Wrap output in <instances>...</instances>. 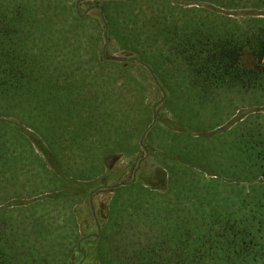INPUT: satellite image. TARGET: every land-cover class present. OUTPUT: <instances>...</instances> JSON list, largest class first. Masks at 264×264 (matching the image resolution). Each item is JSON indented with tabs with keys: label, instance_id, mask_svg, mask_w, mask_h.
<instances>
[{
	"label": "trees",
	"instance_id": "trees-1",
	"mask_svg": "<svg viewBox=\"0 0 264 264\" xmlns=\"http://www.w3.org/2000/svg\"><path fill=\"white\" fill-rule=\"evenodd\" d=\"M76 1L0 0V174L10 170L25 144L27 150L35 144L41 167L75 184L0 208L36 204L43 209L39 219L48 223L55 216L46 198L74 194L60 217L74 213L78 224L74 245H36L12 217L0 214V264H264L260 112L194 133L193 147L202 151L197 165L191 155L166 165L156 155L164 147L145 144L149 154L135 180L103 186L111 181L110 156L138 150L132 173L144 154L129 139L151 121L139 67L143 63L153 72L165 59L162 51L145 56L151 45L160 42L179 56L203 88L264 87V0H91L98 17L80 13ZM111 37L123 52L119 57L107 53ZM32 110L54 124L60 141L99 153L104 170L81 181L63 173L41 134L17 119ZM159 122L174 126L172 117L156 109L146 134L155 124L161 127ZM74 132L83 136L72 138ZM166 155L175 159L174 153ZM96 180L97 187L91 184ZM101 191L109 195L98 207ZM96 222L98 236L90 234Z\"/></svg>",
	"mask_w": 264,
	"mask_h": 264
},
{
	"label": "rangeland",
	"instance_id": "rangeland-1",
	"mask_svg": "<svg viewBox=\"0 0 264 264\" xmlns=\"http://www.w3.org/2000/svg\"><path fill=\"white\" fill-rule=\"evenodd\" d=\"M75 9L82 14H89L93 17H98L99 14H101L100 10H97V6L91 3V0L76 1ZM237 10L242 9L239 8ZM104 32H106L105 25L103 28V35ZM102 43L105 44L104 38ZM147 51H151L149 54H144L148 56L149 59H152V57L154 58L153 54L157 51H162L161 53L163 55L160 54L165 59L158 62L157 68H155L153 72L151 70L149 71L148 65L140 63L142 66L139 67V73L143 78V83L147 86L145 93L146 101L150 104L151 110L153 105L156 104V109L158 111L164 114L166 113L169 115V118L172 117L174 126L171 127L166 123L162 125L159 122L161 127L157 124L153 125L148 134H146L145 127L141 132V135L144 133L142 144H147L149 146L156 143L164 147L163 152L165 154H159L157 152L156 155L160 161L166 165L173 166L179 164L176 157L179 158V160H183L189 155H191L189 157L190 162L196 165L200 163V160L197 159L196 156L200 155L202 151H200L201 149L198 151L193 147L195 143V141H193L195 140L194 133L200 132L201 134V132L209 130L210 127L218 122H222L220 125V127H222L230 122L232 123L237 116H244L247 113L260 112L264 115V87L241 88L239 86L226 85L206 89L200 86L194 77H191L187 68L181 64L183 62L180 57H174L172 54H168L165 47L161 45L160 42L151 45ZM107 53L110 56L116 57H119V55L123 53L118 46L117 39L111 37V44L107 48ZM262 62L264 64V58ZM156 77H158L161 86L156 85L157 82L155 83L156 80H154ZM164 90L166 92V97L160 100ZM137 116L139 120L141 114L137 113ZM14 119H18L28 131H36L41 134L43 140L49 144L50 150L55 156V163L67 176L73 179L77 178V180L81 181L83 180L82 177L92 174L91 180H93L95 179L93 178L95 173L100 172L102 169L104 170V163L101 162L102 160L99 157V153L90 150L86 153L81 150L77 151L76 148L81 144L75 141H66L65 143L60 141L59 131L54 124H51L47 118H38L36 111L32 110L30 114L25 112V114H22V118L18 115L17 119ZM150 120V123L153 124L155 121H153V113ZM79 133L80 132H74L71 134L72 138L75 136L78 139ZM80 136H83V134ZM199 141L202 142V140ZM71 145L74 146L73 148H75V150H71ZM31 147L33 150H27L28 144H25L21 149L22 153H19V157H16V160L14 159L10 170L6 168L5 171L0 174L1 206L11 203L14 200L16 201V199L24 198L25 196H32V194L44 193L45 191L50 194L54 192L53 190H56L55 188L65 186V188L71 189L75 187L74 182L66 180L64 176H56L53 172L49 174L47 169H45L46 165L42 168L36 156L39 150L35 147V144H31ZM63 147L70 148L63 149ZM61 150L64 152L63 155L61 154ZM166 151H168V153H174L175 159L166 155L168 154ZM40 155L42 156V154ZM191 157H195L196 159L193 160ZM41 158L44 160L43 157ZM45 160L47 159L45 158ZM151 161V159H148L147 167L151 166ZM49 165L50 163L48 162L47 167L51 169ZM109 172L112 176L110 179L111 181L108 186H106L108 188L113 186L115 182L120 181L121 183L122 181V183H124V181H127L135 175L134 170H132L131 173V164L123 157L120 159L118 158ZM91 184L97 187L98 180ZM108 195V191L97 193V201L107 199ZM71 196L70 198H60L63 200L54 198L56 196H51V198H46V205L47 207L61 206L68 208L70 201L75 200L73 199L75 195L71 194ZM32 206H36V204H32ZM21 207V205L13 204L6 208H0V214L6 217H12V222L20 224ZM64 215L66 214H63V216ZM53 216L56 217L55 220L57 221L61 215L53 214ZM86 216L89 217L90 215L87 214ZM44 228V232L46 233L48 228H46V226ZM92 232H96L94 225L91 226L90 233ZM89 263L91 264V262Z\"/></svg>",
	"mask_w": 264,
	"mask_h": 264
},
{
	"label": "crops",
	"instance_id": "crops-1",
	"mask_svg": "<svg viewBox=\"0 0 264 264\" xmlns=\"http://www.w3.org/2000/svg\"><path fill=\"white\" fill-rule=\"evenodd\" d=\"M104 49V48H103ZM156 83V81H155ZM148 130V129H147ZM146 130V131H147ZM141 135V134H140ZM140 144V136H132L129 139V143L135 145L136 143ZM141 145V144H140ZM138 150L134 152V154H113L110 156L109 159V166L113 167L121 157L127 159V161L131 164L134 157L137 155ZM125 183V182H124ZM35 194H32L34 197ZM32 196L24 197L29 198ZM40 202V200H38ZM21 216H20V229L22 232L28 235V238L32 240L36 245H55V246H62L67 245L71 246L75 244L77 231H78V224L76 221V216L71 213V217L68 219H64L60 217L57 221L56 218H50L46 223V221H42L39 219V214L43 209H40L38 206L33 208H29L28 204L21 205ZM48 211L51 215L53 214H62L63 212L67 213V207L61 206H49L47 207ZM47 211V209H44ZM47 220V219H46ZM46 226L47 232L45 233L44 227Z\"/></svg>",
	"mask_w": 264,
	"mask_h": 264
},
{
	"label": "flooded vegetation",
	"instance_id": "flooded-vegetation-1",
	"mask_svg": "<svg viewBox=\"0 0 264 264\" xmlns=\"http://www.w3.org/2000/svg\"><path fill=\"white\" fill-rule=\"evenodd\" d=\"M164 96H165V92H164ZM164 96H163V97H164ZM152 108H153V107H152ZM154 109H155V113H156V104H155ZM140 144H141V143H140ZM141 147H142L143 150H144V154L142 155V157H140V158L138 159V161H137V165H136V168L134 169V173H136V170H137L138 166L140 165L141 161H142L143 159H145V158L147 157V155L149 154V153H148V149H147V147L145 146V144H141ZM134 173H133V174H134ZM132 178H133V180H135V175H133V176L130 178V181H133ZM115 183H119V185L122 184V182H121V183H120V182H115ZM115 183H114V184H115ZM103 186H108V184H107V185H103ZM114 187H117V186H114ZM89 199H91V198H89ZM97 206H98V207L100 206V203H99L98 201H97ZM90 207H91V209H93V205H92V203H91ZM95 228H96V232H92V233H90V234H95L96 236H98V234H99V224H98V222H96V226H95Z\"/></svg>",
	"mask_w": 264,
	"mask_h": 264
},
{
	"label": "water",
	"instance_id": "water-1",
	"mask_svg": "<svg viewBox=\"0 0 264 264\" xmlns=\"http://www.w3.org/2000/svg\"><path fill=\"white\" fill-rule=\"evenodd\" d=\"M105 36H106V32H104V37H105ZM163 96H164V92L162 93V96L160 97V100L163 98ZM154 107H155V104L153 105V108H152L153 121L155 120V115H156ZM151 125H152V123H150V124L146 127V130H147ZM146 130H145V131H146ZM143 136H144V133H143V135H141V137H140V143H141V144H142ZM132 180H133V178H132ZM118 185H119V183H115L113 186H118Z\"/></svg>",
	"mask_w": 264,
	"mask_h": 264
}]
</instances>
